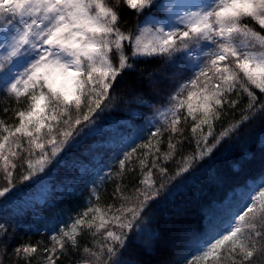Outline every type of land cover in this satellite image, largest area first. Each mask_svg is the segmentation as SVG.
Here are the masks:
<instances>
[{"label": "snow or ice", "instance_id": "obj_1", "mask_svg": "<svg viewBox=\"0 0 264 264\" xmlns=\"http://www.w3.org/2000/svg\"><path fill=\"white\" fill-rule=\"evenodd\" d=\"M121 4L137 14L155 6L168 15L163 20L147 16L142 26L127 27L121 23ZM196 50L200 58L190 67L197 71L150 122L155 130L147 141L136 133L125 142L130 151L122 153L115 175L122 179L138 164L139 179L130 190L117 183L113 195L119 205L102 206L94 188L96 202L90 200L71 223L52 234L50 246L23 243L10 253L9 230L16 229L0 222V264H5V256L10 264H59L69 248L81 254L73 264H127L121 257L133 234L148 233L153 246L159 238L160 233L148 227L149 209L158 205L169 182L246 122L264 118V99L258 100L253 90L264 93V0H0V92L24 105L13 109L14 124L0 119V197L16 186L17 168L22 181L31 180L82 126L90 127L105 102L114 99L118 78L135 70L140 58H171ZM245 94L240 119L214 136L216 121L227 109L237 108ZM189 118L198 151L181 156L170 173L169 162L182 150L181 124ZM165 132L167 150L161 151ZM178 188L164 199L170 200ZM85 232L90 245L80 243ZM191 243L190 258L179 264H264V183L244 194L224 221L210 224L207 233Z\"/></svg>", "mask_w": 264, "mask_h": 264}, {"label": "trees", "instance_id": "obj_2", "mask_svg": "<svg viewBox=\"0 0 264 264\" xmlns=\"http://www.w3.org/2000/svg\"><path fill=\"white\" fill-rule=\"evenodd\" d=\"M162 2L164 0H156V3ZM119 11L121 23L127 22V27L133 28L138 23L142 26L147 16L161 19L167 16L155 6L137 14L135 9L121 4ZM193 53L199 50L177 52L171 58H140L135 70L118 78L111 93L114 99L105 102V110L94 117L90 127L82 126V131L69 145L63 146L43 172L29 181H22L21 170L17 168L16 186L0 197V222H7L16 229L13 232L10 227L9 230V253L13 246L23 243L42 241L50 246L52 234L71 223L90 200L96 202L92 195L94 188L102 206L119 205L120 201L113 195L117 183L130 190L139 179L138 164L134 173H125L122 179L115 175L122 153L130 151L125 142L136 133L147 141L148 133L155 130L149 122L169 105V97L179 85L197 71L190 67L194 64ZM253 90L258 100L264 99V93ZM246 104L245 94L237 108L227 109L221 120L216 121L214 136L222 127L239 120ZM23 106L0 92V119L7 124L16 122L13 109ZM5 108L9 112H4ZM192 124L191 118L181 124L184 129L182 150L169 162L170 173L177 168L181 156L190 157L198 151L191 132ZM168 136L165 132L162 137L161 151L167 150ZM212 140L213 137H209V143ZM261 183H264V118L257 116L225 137L204 159L192 162L187 173L169 182L158 205L149 209L152 222L148 227L152 233H160L155 245L149 242L148 233L133 234L121 258L127 264H179L184 257L190 258L194 238L203 237L210 224L224 221L240 204L242 196ZM177 185L179 188L174 196L165 200L167 193ZM3 186L0 181V187ZM79 240L81 245H90L91 237L85 232ZM80 258V253L69 248L59 264H73ZM5 264H10L8 256H5Z\"/></svg>", "mask_w": 264, "mask_h": 264}, {"label": "rangeland", "instance_id": "obj_3", "mask_svg": "<svg viewBox=\"0 0 264 264\" xmlns=\"http://www.w3.org/2000/svg\"><path fill=\"white\" fill-rule=\"evenodd\" d=\"M164 2L171 3V4H179V3L186 2V0H164ZM191 2H196V0H191ZM176 11L179 12L180 15H183V12L179 8H177ZM165 18H163V19H165ZM157 19L163 20L161 18H157ZM173 22H175V17H173ZM192 55L194 57V63H196V61L200 58L199 53H193ZM156 120H157V117L155 119L151 120L150 122L156 121ZM150 122H149V124H150Z\"/></svg>", "mask_w": 264, "mask_h": 264}]
</instances>
